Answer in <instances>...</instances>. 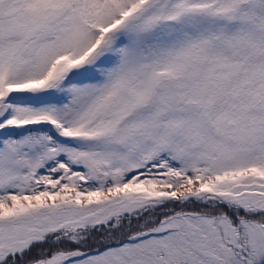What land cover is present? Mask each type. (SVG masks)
I'll return each mask as SVG.
<instances>
[{
	"label": "snow or ice",
	"instance_id": "obj_1",
	"mask_svg": "<svg viewBox=\"0 0 264 264\" xmlns=\"http://www.w3.org/2000/svg\"><path fill=\"white\" fill-rule=\"evenodd\" d=\"M0 264H264V0H0Z\"/></svg>",
	"mask_w": 264,
	"mask_h": 264
}]
</instances>
